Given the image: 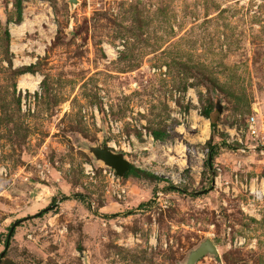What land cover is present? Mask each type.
Instances as JSON below:
<instances>
[{
  "label": "rangeland",
  "instance_id": "374dc122",
  "mask_svg": "<svg viewBox=\"0 0 264 264\" xmlns=\"http://www.w3.org/2000/svg\"><path fill=\"white\" fill-rule=\"evenodd\" d=\"M258 107L264 0H0V264H188L207 240L196 264H264V202L213 185L239 161L264 176L227 142ZM105 134L131 162L122 197L90 151Z\"/></svg>",
  "mask_w": 264,
  "mask_h": 264
},
{
  "label": "built area",
  "instance_id": "2783aa9c",
  "mask_svg": "<svg viewBox=\"0 0 264 264\" xmlns=\"http://www.w3.org/2000/svg\"><path fill=\"white\" fill-rule=\"evenodd\" d=\"M109 46V48H108ZM107 54L109 56L117 53L118 49H113L111 45H107L106 47ZM112 48L114 50L113 53L109 51ZM111 54V55H110ZM189 97H192L193 102H197L198 97L197 93L194 89L189 92ZM26 103V101H25ZM230 138L227 139V142L232 145H238L237 149L242 153V156L249 154L252 155V152L260 153L264 155V114H259L258 111L253 112V114L248 118L245 125L239 127L235 126L231 130H229ZM237 143V144H236ZM188 157V156H187ZM205 159H207L205 157ZM203 166V164H202ZM89 170H93V166H88ZM243 167V162H237V167L233 171V176L231 180L224 181L222 168L217 166V170L219 174L215 177L214 187L220 188L226 191L227 193H233L234 196H239L240 194L245 195L248 198V203L243 202V207L247 208L249 206H257L258 204L264 202V176H257L248 180L246 177L245 180H242L240 177L239 171ZM108 173L109 178L112 180L113 191L122 197L126 190L121 188L119 184L120 177L117 175L114 169L109 168L105 170ZM160 196H162L161 192H158V200H160ZM250 202V203H249ZM244 208V209H245ZM241 243L246 241L245 238H239ZM238 239L236 240V242Z\"/></svg>",
  "mask_w": 264,
  "mask_h": 264
},
{
  "label": "water",
  "instance_id": "95a60500",
  "mask_svg": "<svg viewBox=\"0 0 264 264\" xmlns=\"http://www.w3.org/2000/svg\"><path fill=\"white\" fill-rule=\"evenodd\" d=\"M72 9L76 4H79L80 0H69ZM217 111L219 115L223 113V105L220 101L217 103ZM90 151L95 156L96 160L103 162L106 166L114 169L119 177H124L125 173L129 170L131 162L127 159L124 152H117L107 145V135H104L103 144L90 146ZM210 163L212 158H209ZM15 227L12 228V231ZM207 253L218 254V248L212 240H207L200 248L194 251L190 257L188 264H196V262Z\"/></svg>",
  "mask_w": 264,
  "mask_h": 264
},
{
  "label": "bare ground",
  "instance_id": "6f19581e",
  "mask_svg": "<svg viewBox=\"0 0 264 264\" xmlns=\"http://www.w3.org/2000/svg\"><path fill=\"white\" fill-rule=\"evenodd\" d=\"M49 14H51L50 11H48L47 15H45L46 19L50 18ZM20 26L15 27L14 30L15 31L18 30L21 33V32H23L21 30H24L25 27L27 26V24L24 23ZM29 77L31 78L32 81H30V80L28 81L27 78H29ZM39 81H40L39 78H34L30 74H25V75H23V77L19 83L20 88L35 89L37 87V85L39 84ZM258 112H259V114L262 113V110L260 107H258ZM194 116H196V115H194ZM194 121L195 122H193V126H196L200 130V133H198L196 135L195 140H203L204 141L207 138H209V136H210V121L208 119H203V118L202 119L201 118L196 119V117H195ZM174 150H175V154L177 155L176 157L169 153V152H173ZM166 152H167L166 155L169 157L170 162L176 161L178 163H181L182 165H184V164L186 165V159L185 158H187V153H186V149L184 151L183 145L180 144V145H175L174 147H169Z\"/></svg>",
  "mask_w": 264,
  "mask_h": 264
},
{
  "label": "trees",
  "instance_id": "16d2710c",
  "mask_svg": "<svg viewBox=\"0 0 264 264\" xmlns=\"http://www.w3.org/2000/svg\"><path fill=\"white\" fill-rule=\"evenodd\" d=\"M215 121L213 122V125H215ZM213 156H214V150L212 149L211 150V152H210V154H209V157H211L212 158V162L210 163V161L208 162V165H209V167H212L213 166ZM132 170H134L135 172H136V176H140L141 175V172H140V170L139 169H137V168H132ZM131 171V170H130ZM10 244V240L9 239H7V241H6V245H9Z\"/></svg>",
  "mask_w": 264,
  "mask_h": 264
}]
</instances>
